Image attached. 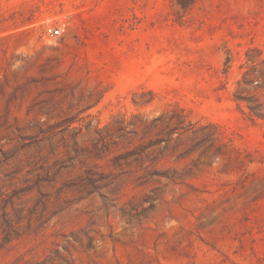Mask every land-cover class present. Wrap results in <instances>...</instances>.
Returning a JSON list of instances; mask_svg holds the SVG:
<instances>
[{
  "label": "rangeland",
  "instance_id": "374dc122",
  "mask_svg": "<svg viewBox=\"0 0 264 264\" xmlns=\"http://www.w3.org/2000/svg\"><path fill=\"white\" fill-rule=\"evenodd\" d=\"M0 264H264V0H0Z\"/></svg>",
  "mask_w": 264,
  "mask_h": 264
},
{
  "label": "built area",
  "instance_id": "2783aa9c",
  "mask_svg": "<svg viewBox=\"0 0 264 264\" xmlns=\"http://www.w3.org/2000/svg\"><path fill=\"white\" fill-rule=\"evenodd\" d=\"M63 30H64L63 27H53V28H48L47 32H48L49 36L57 37V36L61 35Z\"/></svg>",
  "mask_w": 264,
  "mask_h": 264
}]
</instances>
